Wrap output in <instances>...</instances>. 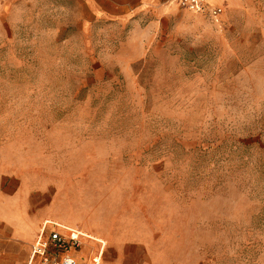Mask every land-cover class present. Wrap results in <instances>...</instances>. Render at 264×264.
<instances>
[{"label":"rangeland","instance_id":"1","mask_svg":"<svg viewBox=\"0 0 264 264\" xmlns=\"http://www.w3.org/2000/svg\"><path fill=\"white\" fill-rule=\"evenodd\" d=\"M212 2L0 0V217L105 239L80 264H264V0Z\"/></svg>","mask_w":264,"mask_h":264},{"label":"crops","instance_id":"2","mask_svg":"<svg viewBox=\"0 0 264 264\" xmlns=\"http://www.w3.org/2000/svg\"><path fill=\"white\" fill-rule=\"evenodd\" d=\"M88 9L93 13L107 17H126L134 15L147 14L159 8L162 0H83ZM220 0H214V2ZM159 4V5H158ZM9 213H4L1 216L7 232L4 235L2 243L9 252L6 255L9 257L10 264H29L31 246L34 243L42 225L48 219L41 221L39 228L37 226L39 219H32L29 216L22 214L17 206H9ZM37 231V232H36ZM82 235L90 240L106 245L105 239L93 232L81 230ZM103 246V248H104ZM100 260L99 256L96 257Z\"/></svg>","mask_w":264,"mask_h":264},{"label":"built area","instance_id":"3","mask_svg":"<svg viewBox=\"0 0 264 264\" xmlns=\"http://www.w3.org/2000/svg\"><path fill=\"white\" fill-rule=\"evenodd\" d=\"M197 14L221 17L223 8L212 0H173ZM80 233L64 225L46 220L31 246L29 264H80L70 250L80 246Z\"/></svg>","mask_w":264,"mask_h":264},{"label":"bare ground","instance_id":"4","mask_svg":"<svg viewBox=\"0 0 264 264\" xmlns=\"http://www.w3.org/2000/svg\"><path fill=\"white\" fill-rule=\"evenodd\" d=\"M66 227V226H65ZM68 228V227H67ZM68 229H71V228H68ZM73 230V229H72ZM79 233V232H78Z\"/></svg>","mask_w":264,"mask_h":264}]
</instances>
